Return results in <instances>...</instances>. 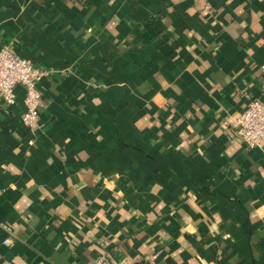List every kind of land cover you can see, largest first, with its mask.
I'll return each instance as SVG.
<instances>
[{"label":"crops","instance_id":"0c3cea01","mask_svg":"<svg viewBox=\"0 0 264 264\" xmlns=\"http://www.w3.org/2000/svg\"><path fill=\"white\" fill-rule=\"evenodd\" d=\"M2 48L45 75L31 128L0 101V264H264V0H0Z\"/></svg>","mask_w":264,"mask_h":264},{"label":"built area","instance_id":"2783aa9c","mask_svg":"<svg viewBox=\"0 0 264 264\" xmlns=\"http://www.w3.org/2000/svg\"><path fill=\"white\" fill-rule=\"evenodd\" d=\"M45 72L28 60L17 56L7 48L0 49V101L10 106L16 98V88H23L25 112L22 124L31 128L38 118V108L42 104L37 89L38 81ZM236 135L249 149H259L264 142V102L258 98H249L245 109L236 122ZM5 243L11 245L9 240ZM90 264H109L105 256H100Z\"/></svg>","mask_w":264,"mask_h":264}]
</instances>
